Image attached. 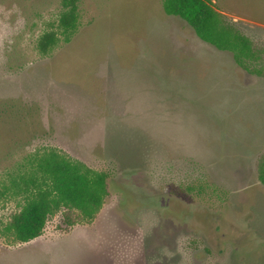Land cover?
<instances>
[{
  "label": "rangeland",
  "instance_id": "1",
  "mask_svg": "<svg viewBox=\"0 0 264 264\" xmlns=\"http://www.w3.org/2000/svg\"><path fill=\"white\" fill-rule=\"evenodd\" d=\"M210 1L264 73V0ZM61 6L0 0V188L56 150L106 173L109 196L69 233L58 216L27 244L0 237V264H264V74L164 0H79L75 35L43 56ZM8 196L0 225L19 209Z\"/></svg>",
  "mask_w": 264,
  "mask_h": 264
},
{
  "label": "trees",
  "instance_id": "2",
  "mask_svg": "<svg viewBox=\"0 0 264 264\" xmlns=\"http://www.w3.org/2000/svg\"><path fill=\"white\" fill-rule=\"evenodd\" d=\"M61 7L57 27L39 38L38 50L43 56L59 43L70 42L78 30L79 0H62ZM164 11L184 19L202 41L232 53L246 71L264 74L254 66L260 59L259 50L233 21L213 8L210 0H164ZM107 180L106 173L94 171L56 150L30 156L11 184L0 188V195L7 197L10 193L21 198L19 209L0 225V237L11 246L27 244L43 236L58 216L61 223L57 229L64 233L93 222L109 196ZM259 180L264 185V155Z\"/></svg>",
  "mask_w": 264,
  "mask_h": 264
},
{
  "label": "flooded vegetation",
  "instance_id": "3",
  "mask_svg": "<svg viewBox=\"0 0 264 264\" xmlns=\"http://www.w3.org/2000/svg\"><path fill=\"white\" fill-rule=\"evenodd\" d=\"M188 216H190V214H188ZM195 216H197V215L194 214V217H195ZM203 246H204V245H203Z\"/></svg>",
  "mask_w": 264,
  "mask_h": 264
}]
</instances>
